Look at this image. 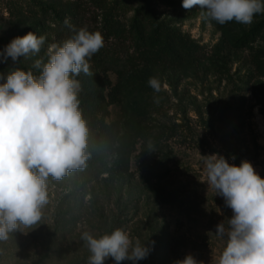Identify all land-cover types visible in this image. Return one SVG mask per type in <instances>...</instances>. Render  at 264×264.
Segmentation results:
<instances>
[{
	"label": "rangeland",
	"instance_id": "rangeland-1",
	"mask_svg": "<svg viewBox=\"0 0 264 264\" xmlns=\"http://www.w3.org/2000/svg\"><path fill=\"white\" fill-rule=\"evenodd\" d=\"M174 2L0 0V53L13 38L29 32L46 38L35 56L16 62L0 56V83L15 68L39 75L34 61L46 63L48 45L69 39L60 27L66 18L77 29L89 26L108 34L107 44H119L135 18L151 10L160 22L195 42L200 52L193 61L158 63L150 61L138 42L129 43L127 58L134 70L130 94L113 92L120 84L117 77L89 60L93 75L81 73L75 79L81 85L78 97H100L90 115L98 112L101 117L109 110V120L115 118L120 127H150L154 136L133 142L136 158L124 173L102 175L86 191L70 190L69 183L60 189L48 183L42 220L0 240V264H88L91 253L81 233L99 238L118 228L134 242L145 243L149 254L135 262L107 257L104 264H176L188 254L203 264H217L226 238L215 234L216 226L223 222L227 227L233 211L208 187L203 156L218 154L236 166L248 161L264 178V25L243 49L231 46L244 32L264 24V12L249 25L221 29L199 6L186 10L182 0ZM151 77L161 82L159 92L149 87ZM111 92L118 107L104 101ZM161 194L176 202H164Z\"/></svg>",
	"mask_w": 264,
	"mask_h": 264
},
{
	"label": "clouds",
	"instance_id": "clouds-1",
	"mask_svg": "<svg viewBox=\"0 0 264 264\" xmlns=\"http://www.w3.org/2000/svg\"><path fill=\"white\" fill-rule=\"evenodd\" d=\"M199 6L208 20L223 25L235 20L249 25L264 12L261 0H182L186 10ZM64 24L75 34L62 44H49L43 59L34 61L39 70L15 68L0 83V240L20 228H31L43 218L48 204L47 181L61 180L69 171L86 167L88 127L80 110L78 93L81 73L91 76L89 60L104 46L99 32L77 29L66 18ZM45 36L33 32L13 38L0 56L29 58L40 53ZM148 85L161 90V82L151 77ZM149 144V148H152ZM204 157L208 187L222 195L233 215L228 225L219 223L215 234L226 238L217 264H264V178L252 164H230L218 154ZM91 255L88 264H104L146 258L149 248L135 242L122 229L95 238L81 233ZM176 264H203L188 254Z\"/></svg>",
	"mask_w": 264,
	"mask_h": 264
},
{
	"label": "trees",
	"instance_id": "trees-1",
	"mask_svg": "<svg viewBox=\"0 0 264 264\" xmlns=\"http://www.w3.org/2000/svg\"><path fill=\"white\" fill-rule=\"evenodd\" d=\"M162 2L169 5L175 3L174 0H162ZM236 24L237 22L233 20L218 25L221 29H225ZM263 25V23H259L244 32L231 42V46L234 49H243L251 39H254L260 33ZM60 27L65 29V38H71L75 34L64 22ZM81 27H86L90 32H96L89 26ZM100 33L104 37V46L93 54L90 61L104 67L107 73H112L117 77L120 84L113 89V92L115 90L118 94L133 93L131 81L133 80L134 70L130 67L132 60L127 58L129 46L133 44L129 43L138 42L139 44L135 45L143 48L151 62L174 64L180 60H183L182 62L196 60V57L200 55L199 47L195 42L160 22L151 10H147L146 13L135 18L133 26L126 33L124 42L107 44L111 40L108 34ZM94 95L78 97L80 105L88 107L82 111V107L79 105L88 127L86 153L90 156L86 161V167L69 171L63 179L59 180L64 184H59L61 182L49 177L47 184H52L57 189L69 183L68 189L82 192L90 189L102 175L114 176L124 173L127 169L126 166H129L131 160L136 158L134 156L135 150H131L133 142L136 141L135 145H137L154 136V132L151 131L150 127H139L138 129L133 127L129 129L127 124L120 127L119 123L121 122H118L115 118L109 120V110L108 112H102L101 117L98 112L92 114L93 116L90 115L91 108L94 110L96 103L100 101V97H96L97 94ZM104 101H108L110 105L116 103L115 107H118L112 92L107 99L104 96ZM131 124L134 123L131 121ZM166 133L162 130V135L166 136ZM70 183L72 184L70 185ZM174 198L171 195L162 194L160 197L164 202L169 201L171 203L176 202Z\"/></svg>",
	"mask_w": 264,
	"mask_h": 264
}]
</instances>
